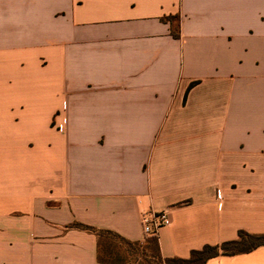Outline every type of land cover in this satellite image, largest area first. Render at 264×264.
<instances>
[{
  "label": "crops",
  "instance_id": "1",
  "mask_svg": "<svg viewBox=\"0 0 264 264\" xmlns=\"http://www.w3.org/2000/svg\"><path fill=\"white\" fill-rule=\"evenodd\" d=\"M165 210L164 258L264 235V0H0V264H100L74 225Z\"/></svg>",
  "mask_w": 264,
  "mask_h": 264
},
{
  "label": "trees",
  "instance_id": "2",
  "mask_svg": "<svg viewBox=\"0 0 264 264\" xmlns=\"http://www.w3.org/2000/svg\"><path fill=\"white\" fill-rule=\"evenodd\" d=\"M166 21L171 24L173 37L179 39V16H170ZM74 227L96 235L97 260L100 264H206L212 258L245 254L264 246V235L239 231L238 239L220 245H206L200 250L192 251L187 259L164 258L157 236L148 237L144 241H131L110 230H99L81 224Z\"/></svg>",
  "mask_w": 264,
  "mask_h": 264
},
{
  "label": "built area",
  "instance_id": "3",
  "mask_svg": "<svg viewBox=\"0 0 264 264\" xmlns=\"http://www.w3.org/2000/svg\"><path fill=\"white\" fill-rule=\"evenodd\" d=\"M143 232L145 235L152 237L157 236L158 232L172 224L169 211L149 212L143 214L142 218Z\"/></svg>",
  "mask_w": 264,
  "mask_h": 264
}]
</instances>
